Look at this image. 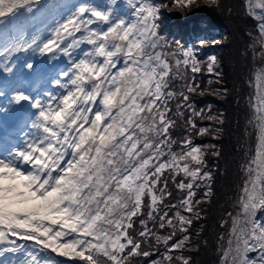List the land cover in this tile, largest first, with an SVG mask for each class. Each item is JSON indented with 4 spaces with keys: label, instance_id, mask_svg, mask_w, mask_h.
Returning <instances> with one entry per match:
<instances>
[{
    "label": "snow or ice",
    "instance_id": "1",
    "mask_svg": "<svg viewBox=\"0 0 264 264\" xmlns=\"http://www.w3.org/2000/svg\"><path fill=\"white\" fill-rule=\"evenodd\" d=\"M37 2L0 0V25L21 9L31 12ZM129 3L133 20L114 15L111 6L101 9L80 3L54 29L59 34L63 28L70 42L48 39L41 44L35 38L29 42L21 37L4 47L9 54L28 49L43 54L55 46L71 58L74 49L82 44L90 46L81 57L70 59L69 67L55 79L56 85L67 90L65 94L47 93L45 99L17 90L9 100L10 104L27 101L36 110L31 127L39 134L0 156V241L12 236L36 241L54 252L71 249L86 264H129L132 257L158 254L163 245L165 251L148 264H173L174 260L191 264L190 257L172 253L188 246L189 228L194 218H201L198 206L212 193L206 149L192 139V132L203 136L212 129L198 126L195 120L204 118V111L197 110L192 100L194 94H203L195 77L202 71L195 51H166L168 46L154 21L159 10L170 4L184 8L200 5L197 0ZM205 6L218 7L219 0H207ZM257 7L264 10V0H259ZM252 15L261 21L258 33L260 54L264 55V16ZM97 22L107 27H91ZM199 43L206 46L205 41ZM216 61L215 56L209 58V73L214 72ZM24 67L35 69L31 61ZM3 70L11 72L13 68L5 64ZM189 71L192 76L187 75ZM176 79L182 82L179 91L173 87ZM257 79H264V73ZM226 93L227 89L217 90V94ZM173 100L177 101L175 109L171 107ZM251 109L249 122L255 123L258 143L244 166L247 175L238 211L229 213L232 227L228 248L221 257L223 264H229V257L231 264H257L248 258L249 251H258L260 264H264V220L256 218L258 210L264 209V95L253 98ZM7 110V106H0V111ZM185 111L186 134L177 140L172 135L177 126L173 113L184 117ZM207 118L217 119L211 114ZM177 145L179 150H175ZM181 175L184 179L177 180ZM169 181L179 191H186L178 204H165L172 196ZM201 183L204 197L197 200L195 189ZM172 209L175 211L170 215ZM138 217L140 230L133 235ZM61 228L83 238L58 243L65 236ZM178 232L182 233L179 237ZM144 244L147 250H142ZM19 247L0 249V255L16 252ZM28 256L27 264H41L37 254L30 252Z\"/></svg>",
    "mask_w": 264,
    "mask_h": 264
},
{
    "label": "trees",
    "instance_id": "2",
    "mask_svg": "<svg viewBox=\"0 0 264 264\" xmlns=\"http://www.w3.org/2000/svg\"><path fill=\"white\" fill-rule=\"evenodd\" d=\"M135 2L136 0H133V3ZM150 2L153 0H145L146 4ZM154 2L160 3L161 0ZM164 2L168 3L169 0ZM80 3H89L101 9L111 6L114 15L123 16L127 20L135 19L129 0H115L114 4L112 0H38L32 5L31 12L21 9L18 15L9 17L7 23L0 25V89L7 93L10 88L24 90L31 86L36 90V95L45 99L47 93L54 96L66 93L67 90L56 85L54 81L59 78L58 74L61 71L69 67L70 59L81 57L88 50L89 45L82 44L78 49H74L71 58L61 54L55 46L52 52L43 54L34 49L9 54L3 49L9 42L21 37L29 42L35 38L37 43L41 44L48 39L70 42L71 37L67 36L63 28L60 29L59 34H55L54 29L62 24ZM197 4L200 6L194 4L187 8L179 4H170L169 7L159 10L154 21L158 35L168 46L166 51H175L178 54L187 48L195 51L202 66V71L196 73L195 77L203 94H194L192 100L197 110L204 111V118L195 117V120L198 126H211L212 129L210 134L203 136H197L192 132L194 143L206 149V170L212 172V179L208 182L211 184L212 193L207 202L198 206L201 218H194L189 228L191 240L188 246L182 252H173L172 255L182 254L190 257L191 264H221L223 250L227 244L226 239L230 236L232 225V217L229 213L235 215L238 211V201L246 179L244 166L253 157L257 145V130L254 122L249 121L252 117L251 103L256 94L255 76L264 66V55L260 54L257 20L247 10L246 0H219L218 7L205 6L207 0H197ZM91 27L103 29L107 25L97 22ZM71 30L72 25H69L68 31ZM74 35L78 36L79 33ZM200 41H205L206 46L202 47ZM212 56H215L217 61L214 72L209 73L207 64ZM29 61L35 65L32 71L24 67ZM5 64L13 70L5 72L3 70ZM187 75L193 74L189 71ZM181 84L179 79L173 81V87L177 91L180 90ZM223 89H227L226 94H217V90L222 92ZM4 101L8 104V100ZM176 103V100L172 101L173 109ZM52 107H56L55 101ZM26 108L29 115L33 108L31 105ZM209 114L217 119L209 120L207 118ZM187 115V111L184 117H177L173 113L177 126L173 129L172 135L177 140L182 139L186 134ZM175 150H179L178 145L175 146ZM214 151L219 155H214ZM180 179L184 177L182 175L177 177V180ZM169 190L172 196L165 201L166 205L178 204L186 194V191H179L171 181H169ZM195 191L194 199L200 200L204 197L205 188L202 183ZM174 211L175 209L170 210L169 214ZM140 218H136L133 235L140 230ZM156 223L158 224V221ZM61 231L65 232V236L60 238L58 243L83 238L79 233H72L69 229L61 228ZM180 235L182 233L178 232L177 237ZM19 239L9 236L7 240L0 241V249L20 246L16 252L4 251L0 255V264H22V262L27 264L30 252L39 256L41 264H45L46 261L50 264H86L71 249L54 252L36 241ZM13 240L15 244L12 243ZM147 249V244L142 245V250ZM151 250L156 252L155 248ZM64 251L69 254L63 255ZM164 251L165 248L161 245L158 254L149 258L132 257L129 264H148L150 259L159 258ZM104 259L101 257V260ZM173 264L179 262L174 260Z\"/></svg>",
    "mask_w": 264,
    "mask_h": 264
},
{
    "label": "rangeland",
    "instance_id": "3",
    "mask_svg": "<svg viewBox=\"0 0 264 264\" xmlns=\"http://www.w3.org/2000/svg\"><path fill=\"white\" fill-rule=\"evenodd\" d=\"M256 1H258V0H246V4H247V10L249 11V9H251V12L250 13H252V12H254L255 11V8H256V6H257V4H255V2ZM260 73H264V66L262 67V69L260 70V71H258L257 72V74H256V76H255V90H256V94H255V96H254V98L255 99H259V96L260 95H263V90L261 89L263 86H264V79H257V77H258V75L260 74ZM18 105L19 104H17V103H14L13 104V107H14V109L16 110V108L18 107ZM18 113H19V111H18ZM254 127H256L255 126V123H254ZM256 130H257V128H256ZM257 135H258V133H257ZM36 136H33V138H35ZM3 141V140H2ZM2 141L0 142V146L1 147H4V144H2ZM23 143V145H24V141L22 142ZM254 156V155H253ZM252 159V157L249 159V161ZM247 175V174H246ZM246 180V179H245ZM245 182V181H244ZM244 184V183H243ZM231 227H232V225H231ZM231 227H230V229H231ZM229 238H230V236L226 239V241H227V244H226V246H225V248H224V250H226L227 248H228V240H229ZM223 250V251H224ZM229 259H230V257H229ZM221 264H223V261L221 260Z\"/></svg>",
    "mask_w": 264,
    "mask_h": 264
},
{
    "label": "bare ground",
    "instance_id": "4",
    "mask_svg": "<svg viewBox=\"0 0 264 264\" xmlns=\"http://www.w3.org/2000/svg\"><path fill=\"white\" fill-rule=\"evenodd\" d=\"M258 3H259V0H258ZM256 9H259L260 11H262L259 7L256 6ZM264 87V86H263ZM261 220H264V212L261 214ZM248 255V258L250 260H256L257 261V264H260V253L258 251H249L247 253ZM229 264H231V258L229 259Z\"/></svg>",
    "mask_w": 264,
    "mask_h": 264
},
{
    "label": "water",
    "instance_id": "5",
    "mask_svg": "<svg viewBox=\"0 0 264 264\" xmlns=\"http://www.w3.org/2000/svg\"><path fill=\"white\" fill-rule=\"evenodd\" d=\"M255 4L258 5V1H256ZM254 12H255L256 16H264V10L260 11L259 9H256V8H255V11H254ZM256 19H257V18H256ZM257 20H258V19H257ZM259 23H261L260 20H258V24H259ZM262 89H263V95H264V87H262ZM257 143H258V140H257ZM256 147H257V146H256ZM255 150H256V149H255ZM254 154H255V152H254ZM263 212H264V209L258 210L256 218L259 219V220H261V214H262Z\"/></svg>",
    "mask_w": 264,
    "mask_h": 264
}]
</instances>
